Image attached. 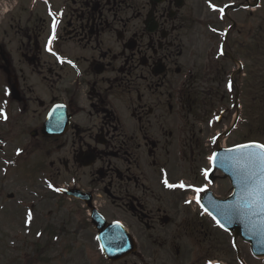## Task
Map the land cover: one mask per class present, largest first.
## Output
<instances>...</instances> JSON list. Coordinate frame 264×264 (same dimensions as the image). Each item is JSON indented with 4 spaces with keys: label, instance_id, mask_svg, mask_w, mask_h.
I'll use <instances>...</instances> for the list:
<instances>
[{
    "label": "flooded vegetation",
    "instance_id": "af4514ba",
    "mask_svg": "<svg viewBox=\"0 0 264 264\" xmlns=\"http://www.w3.org/2000/svg\"><path fill=\"white\" fill-rule=\"evenodd\" d=\"M263 67L264 0H0V180L87 216L104 196L140 264H225L197 194L163 181L212 192L209 157L260 129Z\"/></svg>",
    "mask_w": 264,
    "mask_h": 264
},
{
    "label": "rangeland",
    "instance_id": "374dc122",
    "mask_svg": "<svg viewBox=\"0 0 264 264\" xmlns=\"http://www.w3.org/2000/svg\"><path fill=\"white\" fill-rule=\"evenodd\" d=\"M262 72L264 76V67ZM233 103L231 100V106ZM234 117L233 111L230 123ZM254 119V115L245 118L249 124L244 126V131L246 135L251 134L246 139L264 144V99L260 129L255 130ZM255 132L260 135L255 136ZM239 135L236 131L228 144L238 143ZM210 187L218 199L227 198L232 191L228 180L217 173L213 176V187ZM10 194L14 198L9 200L7 196ZM98 201L102 214L108 221L117 218L129 221L125 215L117 217L104 196H100ZM29 212L32 214V220L27 223ZM201 220L204 230L212 231L209 230L211 226L207 220ZM212 232L215 243L218 239L227 241L225 237L229 240L232 238L218 230ZM238 246L241 248V258L245 264H264V259L252 257L246 246L241 243H238ZM187 247L190 246L183 245L182 250H187ZM230 254L231 258L226 259L224 263L237 264L233 249ZM129 257L117 263L108 262L100 253L97 232L84 210L77 203L52 198L47 184L43 181L27 182L17 178L10 183L0 180V264H140L138 260ZM189 257L190 255H187L186 264L189 263ZM219 259L214 255V260Z\"/></svg>",
    "mask_w": 264,
    "mask_h": 264
},
{
    "label": "water",
    "instance_id": "95a60500",
    "mask_svg": "<svg viewBox=\"0 0 264 264\" xmlns=\"http://www.w3.org/2000/svg\"><path fill=\"white\" fill-rule=\"evenodd\" d=\"M216 156L217 159L213 166L229 178L234 188V194L225 201H218L209 194L202 201V205L208 213L216 217L215 221L219 220L224 225L223 229L235 234V240L240 237L249 244L254 256L264 257V212H260L259 209H245V215L241 217L229 218L225 215L230 206L243 205L247 195L241 190L240 172L234 161L230 159L237 156V153L221 151ZM93 223L99 232L98 240L106 259L117 262L134 251L133 240L120 226L107 225L98 214L93 215Z\"/></svg>",
    "mask_w": 264,
    "mask_h": 264
},
{
    "label": "snow or ice",
    "instance_id": "6c2138e0",
    "mask_svg": "<svg viewBox=\"0 0 264 264\" xmlns=\"http://www.w3.org/2000/svg\"><path fill=\"white\" fill-rule=\"evenodd\" d=\"M214 7V6H212ZM219 11L223 12L224 9L221 8ZM55 27H56V21L53 20V36L50 37L49 44H51L52 39L55 38ZM51 51V48H49ZM231 87V85H229ZM5 119H7L6 116H4ZM215 141V138H213ZM229 153L236 152L237 156L231 157L235 163V165L238 168V171L241 175V181H242V191L245 192L247 195L244 198L245 203L243 205H235L230 206L226 212L225 215L229 218L231 217H241L245 215V209H259L260 212H264V144H257V143H251V144H244V145H237L233 149L226 150ZM209 159L213 162L216 161L217 156L215 153H213L212 156L209 157ZM204 175L207 177L209 175V170H204ZM164 184L168 188H176L179 187L181 189H191L194 191L196 195V203H200L201 197L200 193L204 192V188H197L191 185H185L183 182H181L179 185L170 184L167 180V178L164 179ZM49 187H52L50 184ZM192 201H185V203H191ZM203 207V205H201ZM205 211H207L205 209ZM211 215V213H209ZM254 215L256 213H253ZM213 219H216L215 216H213ZM32 220V214L31 212L28 213L27 216V223H30ZM217 224L220 227H224V225L217 220ZM39 235V234H38ZM103 250V247H102ZM211 264V262H209Z\"/></svg>",
    "mask_w": 264,
    "mask_h": 264
}]
</instances>
